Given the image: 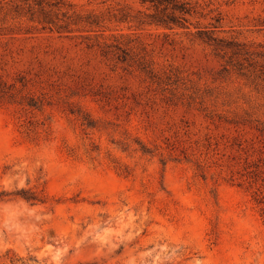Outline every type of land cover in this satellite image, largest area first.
<instances>
[{
  "label": "rangeland",
  "instance_id": "obj_1",
  "mask_svg": "<svg viewBox=\"0 0 264 264\" xmlns=\"http://www.w3.org/2000/svg\"><path fill=\"white\" fill-rule=\"evenodd\" d=\"M182 1L0 0V264H264V0Z\"/></svg>",
  "mask_w": 264,
  "mask_h": 264
},
{
  "label": "trees",
  "instance_id": "obj_2",
  "mask_svg": "<svg viewBox=\"0 0 264 264\" xmlns=\"http://www.w3.org/2000/svg\"><path fill=\"white\" fill-rule=\"evenodd\" d=\"M35 4L42 6L43 3H47L48 6H58L60 0H32ZM141 4H146L151 7L154 12L151 13V21L155 24L164 26L166 28L185 27L187 21V15L192 12L191 6L188 2L182 0H138ZM42 9V21L49 24L57 32L68 31L70 24L69 17H57L56 14H52L50 11ZM88 21V23H92ZM115 48L120 50V54H117V59L120 61H126L129 57V52L126 49H122L117 44ZM27 198V197H25Z\"/></svg>",
  "mask_w": 264,
  "mask_h": 264
}]
</instances>
